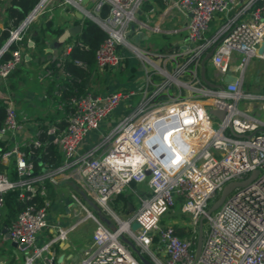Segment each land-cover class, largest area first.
<instances>
[{"label":"built area","instance_id":"built-area-1","mask_svg":"<svg viewBox=\"0 0 264 264\" xmlns=\"http://www.w3.org/2000/svg\"><path fill=\"white\" fill-rule=\"evenodd\" d=\"M85 1L37 0L18 24L0 27V34L8 33L0 44V101L6 104L0 163L15 167L14 173L0 172V219L7 192L18 189L19 199L30 202L3 226L0 243L9 241L17 264H55L53 245L66 241L69 232L89 219L95 224L91 241L73 264H142L140 255L152 264H264V91L244 88L252 59L264 60L258 54L264 42V0H168L166 10L187 18L186 39L155 50L140 48L134 37L147 29L163 34L178 30L141 21L138 14L145 0H94L90 9ZM104 4L109 5L108 14L100 17ZM56 7L79 12L81 19H90L107 34L95 51L96 73L112 74L137 58L136 69L142 74L134 77L132 88L102 93L87 89L82 94L74 90L63 100L62 90L68 89L63 80L71 75L60 66L70 47L60 53L47 48L61 75L44 66L38 80L54 81L52 107L63 112L68 104L70 110L65 126L45 128L22 116L5 88L9 74L31 59L30 26L51 18ZM217 14L225 21L207 34ZM244 14L247 18L240 19ZM13 43L17 47L9 50ZM6 52L9 56L2 60ZM205 60L215 69L214 80L206 77L213 85L201 77ZM74 63L87 70L83 61ZM229 71L235 79L225 82ZM212 108L221 109L223 118L210 114ZM38 149L59 163L44 164L35 172L28 156H37ZM253 171L257 173L247 186L235 188L208 212L228 183L243 181ZM47 181L76 185L66 204L68 217L75 221L50 224L54 202L47 198ZM132 182H146L148 191L132 188ZM126 189L136 195L138 207L122 218L110 202ZM178 201L180 212L191 220L185 237L160 223ZM200 226L202 243L196 256ZM48 228L53 234L47 233L39 244Z\"/></svg>","mask_w":264,"mask_h":264},{"label":"trees","instance_id":"trees-1","mask_svg":"<svg viewBox=\"0 0 264 264\" xmlns=\"http://www.w3.org/2000/svg\"><path fill=\"white\" fill-rule=\"evenodd\" d=\"M37 2V0H0V4H3L2 9H0V22L4 24V26L8 27L10 24L15 26L21 21L29 10L33 7V5ZM154 4H158L159 8L156 10L159 13L164 7L165 2L161 0H153ZM152 1L145 0L142 5V9L150 8ZM109 5L104 4L99 12L100 17H106L108 14ZM79 23V21H77ZM64 27L63 26H56L55 21L53 18H42L41 20L34 22L28 32L27 37L31 38L33 41V48L27 49L31 59H35L38 65H45L48 68H51L55 74V76H60V70L68 72L71 75V78H65L63 80L65 86L68 89H63L61 97L63 100L68 99L76 90V94H82L85 90L92 87V83H94L96 77L94 76V72L96 70V60H95V51L98 48L99 44L105 39L107 34L93 21L88 18H83L81 20V28L79 32L75 36H69L66 39V44L70 47V50L65 54L64 59L61 62V69L60 67L56 66V60L51 61L47 58L46 48L48 45V36H59L63 33ZM8 33L6 30L1 31L0 34V44L2 41L7 37ZM25 44V40L23 42ZM17 47L16 43L10 45L9 50H13ZM9 56V52H6L2 60L6 59ZM74 60H81L83 61L86 66L87 70L84 68L76 65ZM33 70V66H30L29 63L22 62L17 68H15L8 76L6 86L11 91H14L16 87H18L21 83H24L29 78L31 71ZM78 80H80L78 82ZM39 84L46 86V92L49 94L51 99H56V97L52 94V92L56 89L55 82L52 80H47L46 82H40ZM264 90V88H263ZM15 97V95H13ZM5 106L6 104L0 101V127L3 125L4 118H5ZM26 110H28L26 108ZM70 110V105L64 106V111L60 114L61 121L59 123L60 126H65V113ZM52 111L47 110L46 112L42 113V126L46 124L43 123L46 120L48 121H55L57 117V113H51ZM32 117V116H31ZM1 141V139H0ZM37 156L41 157V164H39L36 160H30L33 164V169L35 172H41L43 165H53L56 166L59 161L54 158L50 153L44 152L41 149L35 151ZM7 171L8 173L15 172V167L13 165H6L0 163V172ZM68 183V182H66ZM48 189L47 198H49L52 202L55 199V189L59 186H55L50 182L45 183ZM72 188L76 190V185L71 184ZM131 187L134 189L148 191V187L146 182L143 183H131ZM19 190L16 189L14 191H9L5 194V208L4 212L0 219V238L1 233H3V226L9 225L20 213L28 203L19 199L18 196ZM39 198H35L38 200ZM137 201L136 195L130 190L126 189L125 191L117 194L111 200V207L121 213L128 212V205H132V208H136L135 202ZM138 204V201H137ZM176 209L178 213H176ZM175 210V213H174ZM93 211L103 220L107 219L104 214H102L99 209L93 208ZM180 202L178 201L171 210L167 212L170 215V218H173L172 221L166 223L167 219H161V225L170 224L177 235L180 237H185L187 234L190 233V228L186 229L184 225L178 224L177 222H173L178 216L183 217L180 214ZM169 218V217H168ZM189 232V233H188ZM155 241V238H154ZM5 260L8 264H17V259L15 258V254L13 253V246L9 243L8 240L0 243V260ZM139 259L142 264H144L145 260H148V257L145 255H140Z\"/></svg>","mask_w":264,"mask_h":264},{"label":"crops","instance_id":"crops-1","mask_svg":"<svg viewBox=\"0 0 264 264\" xmlns=\"http://www.w3.org/2000/svg\"><path fill=\"white\" fill-rule=\"evenodd\" d=\"M88 1L89 0H87L85 2L86 6L89 5ZM149 1L153 2V0H149ZM161 1L165 2V7L159 13L156 12V10L159 8L158 4L157 3L154 4V2H153L150 8L141 9V12H139V14H138V18L141 21H145L150 25L160 24L162 29L165 31L172 30V29L178 30L177 32H172V33H168V34H163V33H159V32L156 33V34H159L161 36V38H158L159 42L154 41V43L156 44L155 49L165 47L166 45H169V44H175V43H178V42L186 39V30L184 28V25L187 21V18L185 16L177 13L175 10H170V11L166 10V8L168 6V0H161ZM2 7H3V4L1 3L0 9H2ZM55 14H59L55 18V19H57V21H59L60 18L61 19L64 18L66 20V24L64 25V30H66L68 27L74 26V25H80V28H81V20L82 19H81V17H79L76 14L75 11H71L69 8H66V7L65 8L64 7H56L52 13V16H51V18H53V20L56 22V20L53 17ZM232 14L233 13L231 11L230 15H232ZM245 18H247L246 14H244L240 17V19H245ZM77 21H79V23ZM224 21H225V16L223 14H217L215 16V18L213 19V21L210 23V26H209L210 28H209V31H207V34L214 32ZM3 26H4V24L0 22V27H3ZM142 33L143 34L139 37V44L142 40H147L149 38L150 34L153 32L147 29V30H144ZM50 36L51 35L48 36V39H49L48 45H47L48 49H53L57 53H60V52L66 50V48H67L66 39L68 37L62 41H59L60 35L57 37L54 36L55 37L54 39H56V40H53L51 42L50 38H49ZM46 52H47V50H46ZM258 59H261V58H258ZM261 60H263V59H261ZM26 63H29L30 66H33L32 71H33L34 78L36 81L35 85H36L37 90L36 91L35 90L34 91L26 90L25 85L27 86V84H28V81H26L24 83H21L18 87H16V89L14 91H11L10 89L5 88L7 94L10 96L11 99H13L14 101H16L18 103L19 112L22 114V116L25 115L31 122H34L35 124L42 126V123H41L42 121H40V119H42L41 118V116L43 115L42 113L46 112L47 110H50V111H52L51 113H57L58 114L57 117L55 118V121L53 122V121H48L45 119V121L43 123H45L46 126H53L56 124L59 125V123H60L59 121H61V117H59V116L62 113V111L56 110L52 107V103H53L54 99L53 98L51 99L49 94L46 92V90H47L46 86L39 84L40 82H46V81L38 80V75L40 74L42 68L45 65H41V67H40L35 59H30ZM205 63H207L206 60H205ZM127 65H129V67H127ZM127 65H126L125 69L122 68L124 70V71H122V73H126V72L130 71L129 75L127 74V76H132L131 72H134L133 75L135 78L142 74V70H140L139 67H138V70L136 69L137 67H136L135 60L131 59V60L127 61ZM203 66L206 69L204 63L202 65V67ZM115 73H117V70L114 71L112 74H115ZM119 73H120V71H119ZM204 75H205V71H204ZM94 76L96 77V79H95L94 83H92V87L89 89H92L97 93H102V91L104 89H106L107 87H106V85H104L102 87L99 84V82L102 81V78L105 79V77H107V73L104 74V73L94 72ZM135 78H133V79H135ZM205 78H206V76H205ZM259 79H260V77L257 76V79L255 80L254 85H253V89L254 90L257 89L258 91H264L263 90L264 87H260V85H259ZM128 82H129V84H119V86L116 88H120V87H125V88L131 87L132 88L136 84V81L134 82V80L133 81L129 80V78H128ZM256 85H258V86H256ZM23 89H25V90H23ZM20 90H21V92H20ZM112 90H114V89H112ZM46 94H47V96H46ZM13 95H15V97H13ZM44 96H46V97H44ZM26 108L28 110H26ZM62 115H63V113H62ZM1 138L6 143H9V141H10V139H7L5 136H2ZM57 186H59V187H57L55 189L56 194H55L54 202L57 200V198H60L62 200V196H65V194H66L63 187L64 186H71V184L69 182L66 183L65 181H63V182L59 183ZM67 200H68V198L66 197L64 200L65 204L63 206L61 205L59 207L57 204L54 203V205H53L54 207L50 211L51 212L50 217H49L50 224L60 222L62 225H65V224H69V223L75 221L76 218L74 216L68 217L66 204H68L69 202ZM127 209L129 212H132V210L134 208H132V205H128ZM80 216L81 217L83 216L82 211H78V217H80ZM89 221L90 220L88 219V220H85L82 223L78 224L74 230L69 232L68 238L66 239V241L57 242L56 244L53 245L52 252H53L55 264H73L74 262H76L78 260L81 249L91 241L92 232L90 234V228H91L92 224L88 223ZM79 227H81V235L80 236L73 235V234L71 235V233L73 231L77 230ZM46 231L47 232L45 234L40 236L39 244L43 243L46 240L45 237H46L47 233L53 234L52 233L53 229L48 228ZM160 255L164 258L163 252H161ZM37 264H42V263L38 261Z\"/></svg>","mask_w":264,"mask_h":264},{"label":"rangeland","instance_id":"rangeland-1","mask_svg":"<svg viewBox=\"0 0 264 264\" xmlns=\"http://www.w3.org/2000/svg\"><path fill=\"white\" fill-rule=\"evenodd\" d=\"M169 1H168V3H169ZM93 2H94V0H89L88 1L89 5L87 7L89 9L92 7ZM57 15H59V14H55L53 16L54 19L56 18ZM55 20H56L55 24L57 23L56 26H58V27L59 26H63L64 27V25L66 24V20L64 18H62V19L60 18L59 21H57V19H55ZM49 38H50V41L51 42L53 40H56V39H54L55 37L52 36V35ZM158 38H161V36L159 34L151 33L150 36H149V38L147 40H142L140 42L139 47L142 48V49L148 48V49H154L155 50L156 44L154 43V41L159 42ZM133 58H135V57L133 56ZM134 60H138V59L135 58ZM127 67H129V65H127ZM125 68H123V69H125ZM123 69H118L117 70V73H115V74H108L107 77H105V79L102 78V81L103 82L101 81V82H99V84L102 87L104 85H106V87H107L102 92H107L109 90L115 89L116 87L119 86V84H129L128 78H129V80H132V81L134 80L133 79L134 78V75H133L134 72H131L132 76H127V74L129 75L130 71H128L126 73H122V71H124ZM119 71H120V73H119ZM214 73H215V69L212 66H210L208 63H206L205 76L207 78L211 79V80H214L215 79ZM257 76L260 77V79H259V85H260V87H264V60H261V59H258V58H253L252 61L250 62V64L248 65L247 70H246V77H245V80H244V88L246 90H248V91H253L254 90L253 89V85H254L255 80L257 79ZM27 81H28V84H27V86L25 85V89L28 90V91H34V90L36 91L37 90L36 89V85H35V82L36 81H35V78H34L33 71H31V74H30V76H29V78H28ZM256 86H258V85H256ZM25 89H23V90H25ZM20 92H21V90H20ZM182 94L183 95L184 94H187V92L186 91H183ZM172 95H176V93H172ZM239 106L241 108L243 107V102L242 101L239 102ZM117 111L115 112V114H117ZM63 189L65 190V193H66L65 196L68 198L67 201L70 202V200H71V193H75L74 192V189H72L71 186H64ZM65 196H62V200L60 198H57V200L54 203L57 204L58 207L61 206V205L63 206L65 204V202H64V200L66 198ZM78 197H79V199H81L80 196H78ZM89 206H91V204H89ZM135 206L138 207L137 201L135 202ZM118 213L120 214V216L122 218H126L127 217V214L124 213V212L123 213L118 212ZM174 213H175V210H174ZM177 213H178V210L176 209V213L175 214H177ZM181 215L183 217H179L178 216L173 222H177L178 224L184 225L186 227V229H189L190 228L189 227L190 226V221H191L190 220V216H188L186 214H183V213ZM163 218L167 219L165 221L166 223H169L173 219V218H170V215L167 214V213H165L163 215L162 219ZM88 223H91L92 224V226L90 228V234H91V232H93V230L95 228V224L92 221H89ZM203 226H204V228H206V222L204 223ZM81 227H79L77 230L73 231L71 233V235L73 234V235L80 236L81 235Z\"/></svg>","mask_w":264,"mask_h":264},{"label":"water","instance_id":"water-1","mask_svg":"<svg viewBox=\"0 0 264 264\" xmlns=\"http://www.w3.org/2000/svg\"><path fill=\"white\" fill-rule=\"evenodd\" d=\"M77 15L79 17H82V14H80L79 12L77 13ZM79 30H80V25H74V26L68 27L60 35L59 41H62V40L66 39L69 36H75L79 32ZM138 41H139V36L134 37V42L135 43H138ZM258 54H263L264 55V42L259 46V48H258ZM209 55H210V53H208L205 58H207ZM49 57H50V55L48 54L47 55V58H49ZM204 69L205 68L203 66L202 69H201V76H202L203 80H205L208 84L213 85V84L209 83L206 80L205 75H204V71H205ZM234 79H235L234 73L232 71H229L225 75L224 81L225 82H229V81H233ZM209 113L212 114V115H214V116H217L220 119L223 118V115H224L223 111L221 109H218V108H212V109H210L209 110ZM261 118L264 121V114L262 115ZM28 159L29 160H36L39 164H41V157L40 156L30 155V156H28ZM256 173H257V171H253L252 172V175L249 178H247V179H245L243 181L228 183L222 189V191H221L220 195L218 196V198L210 206L208 212H212V211L216 210L222 204V202L225 200L226 196L228 194L232 193V191L235 188L247 186L248 183H249V181H250V179L253 176H255ZM105 222L110 225V221L108 219H105ZM201 224H202V219H201ZM137 227H138V223L137 222H134L132 224V228L135 229ZM201 243H202V227L200 226L199 232H198V236H197V240H196V249H195L196 256L200 252ZM13 245H15V244L13 243ZM144 264H152V262L149 261V260H145L144 261Z\"/></svg>","mask_w":264,"mask_h":264}]
</instances>
